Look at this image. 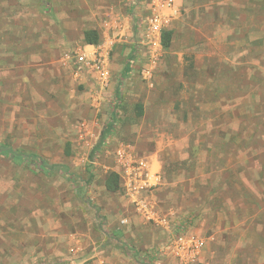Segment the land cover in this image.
Segmentation results:
<instances>
[{
	"label": "rangeland",
	"instance_id": "374dc122",
	"mask_svg": "<svg viewBox=\"0 0 264 264\" xmlns=\"http://www.w3.org/2000/svg\"><path fill=\"white\" fill-rule=\"evenodd\" d=\"M131 1L0 0V145L34 155L0 153V264H264V0H176L127 72L153 8Z\"/></svg>",
	"mask_w": 264,
	"mask_h": 264
},
{
	"label": "built area",
	"instance_id": "2783aa9c",
	"mask_svg": "<svg viewBox=\"0 0 264 264\" xmlns=\"http://www.w3.org/2000/svg\"><path fill=\"white\" fill-rule=\"evenodd\" d=\"M152 3H153L152 13L147 21V26H146V37L148 41L152 43V47H154L153 49H155L158 43L160 42V36L162 31L170 23L173 15L177 13L178 7L176 4V0H152ZM65 56L68 59H72L73 57H75L78 62L88 63V65L91 64V62L89 63V60L87 59V53L85 51H80L76 53L68 52L66 53ZM149 62L150 63L154 62V56L150 57ZM103 64L104 63L102 62L101 63L96 62L95 66L97 68L100 77L102 78L103 81H105L108 76V70ZM143 170L141 171L144 173L145 171ZM142 175H143V180H142L143 184L141 185V188H144L145 186H148L149 173ZM138 207L141 212L145 213V215L152 214L148 205L145 202H138ZM202 245L203 242L197 239L196 237L184 239V237L181 236L176 238L172 242L171 248L173 252H175L178 255H181L182 257H184L183 254H187V253H189L190 256H195Z\"/></svg>",
	"mask_w": 264,
	"mask_h": 264
},
{
	"label": "crops",
	"instance_id": "0c3cea01",
	"mask_svg": "<svg viewBox=\"0 0 264 264\" xmlns=\"http://www.w3.org/2000/svg\"><path fill=\"white\" fill-rule=\"evenodd\" d=\"M95 3H98V0H93ZM104 1V0H102ZM110 1V0H108ZM106 2V1H105ZM133 4V0L131 1ZM142 2V1H141ZM145 3H147L148 8L150 7V4L152 3V0H146L144 1ZM177 4V1H176ZM106 10V9H105ZM103 10L102 13V20L99 23V26L102 30H104V34L106 35L107 31H111L113 28H116V26H114L113 21L114 20H118V17L114 14V11H112L111 9H107L106 11ZM149 11V10H147ZM112 14V15H111ZM146 22L143 23V25L140 26V28H131V31H136V35L138 37V41L137 43H135V45L133 46L134 49L137 51L136 52V59L133 62V65L131 66V68L128 69L127 65L124 66V70L128 71L127 72H131V69H133L134 67L139 68L141 66H144L147 62V52H142V49L146 48V41H145V34H146ZM172 25V21H170V23L167 25V27L163 30H168L170 29ZM96 27V28H98ZM94 28H92L91 30H93ZM97 31V29H94ZM112 32L115 33L114 30H112ZM99 35L101 34L100 31L98 30ZM128 36L132 35V32L129 34L128 31ZM90 45H95V44H90ZM148 46V44H147ZM72 62L74 63V65H72V73H70L75 79L76 81L78 80V82H81L84 84V86H92L95 87V85H98L100 88H103L102 85H99V82L97 81L96 78V73L95 71L92 70V68H90L91 64L87 65L86 63H81L78 62L76 59L72 60ZM128 63V62H127ZM130 65V64H129ZM69 70V67L66 68ZM70 71V70H69ZM96 88V87H95ZM169 250V249H168Z\"/></svg>",
	"mask_w": 264,
	"mask_h": 264
},
{
	"label": "trees",
	"instance_id": "16d2710c",
	"mask_svg": "<svg viewBox=\"0 0 264 264\" xmlns=\"http://www.w3.org/2000/svg\"><path fill=\"white\" fill-rule=\"evenodd\" d=\"M172 36V31H165L164 33V42L165 45H169L170 43V37ZM85 38L87 40V42L89 43H98L99 39H100V35L98 33V31L96 30H88L85 32ZM0 153H6L9 154L10 156L14 157L15 159H24L26 157H32L34 155L32 154H27L23 151H17L16 149L12 148V147H8V146H3L0 145ZM43 164L44 166V162L41 163V165ZM48 166V169H52L54 168L56 165L52 164V165H45V167ZM44 167V168H45Z\"/></svg>",
	"mask_w": 264,
	"mask_h": 264
}]
</instances>
